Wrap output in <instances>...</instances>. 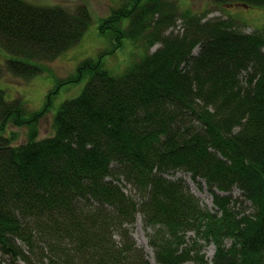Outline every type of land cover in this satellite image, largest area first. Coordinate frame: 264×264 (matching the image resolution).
<instances>
[{
    "label": "trees",
    "instance_id": "16d2710c",
    "mask_svg": "<svg viewBox=\"0 0 264 264\" xmlns=\"http://www.w3.org/2000/svg\"><path fill=\"white\" fill-rule=\"evenodd\" d=\"M176 1L124 0L100 19L111 50L127 37L147 52L118 76L99 59L80 61L68 81L88 80L60 105L52 136L39 138L40 113L27 116L0 89V264H151L130 234L137 213L155 264H264V28L246 32ZM90 21L83 5L0 0L7 71L41 72ZM7 124L25 126L26 140L13 144ZM175 171L223 195L202 207L184 178H168Z\"/></svg>",
    "mask_w": 264,
    "mask_h": 264
},
{
    "label": "rangeland",
    "instance_id": "374dc122",
    "mask_svg": "<svg viewBox=\"0 0 264 264\" xmlns=\"http://www.w3.org/2000/svg\"><path fill=\"white\" fill-rule=\"evenodd\" d=\"M26 1L42 6L61 5L73 11L78 6L83 5L87 7L91 15V21L81 39L75 45L57 56L54 60L41 63L38 62L42 65L43 70L28 78L24 76H15L7 71V59L13 57V55L9 54L0 44V89L4 91L6 100L20 98L26 109L27 116L34 113H40L43 110V114H40L37 121L38 137L43 138L54 134V117L60 105L65 100L79 95L88 80L89 74L86 73L79 80L68 81L69 77H72L73 75L75 76V71L80 61L86 58L99 59L101 61V66L104 69L110 74L118 76L121 75L134 61L140 59L144 53L147 52V49L143 40H134L125 37L119 48L111 50L113 40L108 32L101 33L99 30L100 19L105 17L112 8L120 5L124 0ZM176 3L179 9H188L192 13L200 14L207 11L205 14L206 18L218 16L227 17V15L233 17L238 22L246 25L242 29L246 32L264 28V7H243L240 5H225L220 7L213 4L210 0H177ZM124 21L126 22V20ZM179 22L180 20L177 18L176 24H179ZM176 28L178 29L179 26ZM169 29L175 30V27L172 26ZM156 46H158L157 43L151 47L149 51H153ZM196 49L197 48L195 47L193 52H195ZM7 128L9 131L15 133L13 144H19L26 140L28 131L25 126H13L10 124ZM7 128L4 130L5 134H9ZM173 177H182L186 182L188 175L175 171L168 175V178ZM195 186L200 192L208 194L202 184ZM122 188L135 199L138 198L137 196H134V190L126 182ZM233 194L237 195L238 192L234 191ZM194 195H196L198 199H201L207 207L211 208L212 204H208L203 197H200L195 193ZM247 207L249 208V204H247ZM248 208H246V212L250 211ZM135 218L136 220L134 224L130 227V234L134 238L136 245L144 250L145 257L149 262L155 264L152 249L147 244L146 233L150 230H146L143 227L142 215L140 213H137ZM187 235L192 236L191 233H187ZM197 241L204 244L200 239H197ZM201 250L204 253L206 260L211 262L209 254L213 253V245L206 244ZM184 264L193 263L189 261Z\"/></svg>",
    "mask_w": 264,
    "mask_h": 264
},
{
    "label": "bare ground",
    "instance_id": "6f19581e",
    "mask_svg": "<svg viewBox=\"0 0 264 264\" xmlns=\"http://www.w3.org/2000/svg\"><path fill=\"white\" fill-rule=\"evenodd\" d=\"M89 11V10H88ZM90 13V12H89ZM219 17V16H218ZM227 17H229L228 15H227ZM231 19H233V20H236L235 18H233V17H231ZM155 45V44H154ZM153 45V46H154ZM152 46V47H153ZM158 46H159V44H158ZM158 46H156L155 47V49L158 47ZM154 49V50H155ZM194 53H196V52H194ZM37 63V62H36ZM1 70V69H0ZM15 99H17V98H15ZM13 100V99H12ZM22 102V101H21ZM40 114H43V110L40 112ZM8 125H10V124H7L6 126H5V128H7V126ZM14 126V125H13ZM5 130V129H4ZM7 130L9 131V129L7 128ZM11 132L12 133H14L13 131H9V134H5V132H4V134L6 135V136H11ZM50 136H52V135H50ZM14 137H15V133H14ZM13 137V138H14ZM12 138V139H13ZM171 173V172H170ZM169 173V174H170ZM187 181H188V183H189V185H190V188H191V190L195 193V194H197L198 196H200V197H203L204 199H205V201L208 203V204H212L213 203V196H215V195H219V196H222L223 194L220 192V191H216L214 194H209L208 193V191H207V189H206V186H205V183L203 182V180H201V179H199V178H197L196 179V181H193L190 177H188L187 178ZM199 182H201V184L204 186V188H205V190L207 191V193L209 194H206V193H202V192H200V190L195 186V185H197V186H199ZM122 186L123 185H121V188H122ZM235 188V187H234ZM123 189V188H122ZM190 190V191H191ZM124 191V190H123ZM191 191V193L192 194H194L193 192ZM234 191H237L238 192V190L237 189H234ZM233 191V192H234ZM232 192V193H233ZM124 194H125V196H127L128 198H133V196L132 195H129L128 193H126L125 191H124ZM196 196V195H195ZM238 199L242 202L241 204H243V205H247V204H249V200L248 199H245V198H243L242 196H240V197H238ZM198 205H201L202 207L203 206H206L204 203H203V201L201 200V199H199L198 200ZM250 205V204H249ZM212 206V205H211ZM207 207V206H206ZM239 206H236V207H234V208H238ZM209 208V207H208ZM245 214H248L247 212H244ZM213 248H214V246H213ZM214 251V250H213ZM212 255H213V253L212 254H209V257L210 258H212ZM206 259V258H205Z\"/></svg>",
    "mask_w": 264,
    "mask_h": 264
}]
</instances>
